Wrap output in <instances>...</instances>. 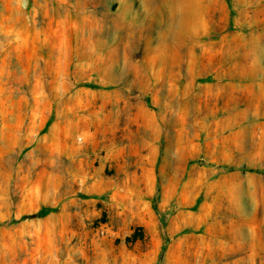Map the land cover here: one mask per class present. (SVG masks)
Returning <instances> with one entry per match:
<instances>
[{
  "label": "rangeland",
  "instance_id": "rangeland-1",
  "mask_svg": "<svg viewBox=\"0 0 264 264\" xmlns=\"http://www.w3.org/2000/svg\"><path fill=\"white\" fill-rule=\"evenodd\" d=\"M0 264H264V0H0Z\"/></svg>",
  "mask_w": 264,
  "mask_h": 264
},
{
  "label": "trees",
  "instance_id": "trees-1",
  "mask_svg": "<svg viewBox=\"0 0 264 264\" xmlns=\"http://www.w3.org/2000/svg\"><path fill=\"white\" fill-rule=\"evenodd\" d=\"M41 216H43V214H38V215H36V216H33L32 218H39V217H41Z\"/></svg>",
  "mask_w": 264,
  "mask_h": 264
}]
</instances>
